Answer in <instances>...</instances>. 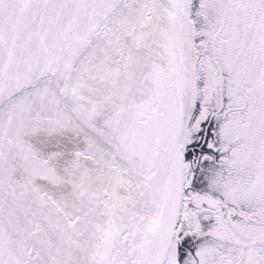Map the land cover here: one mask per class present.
<instances>
[{
	"label": "snow or ice",
	"instance_id": "obj_1",
	"mask_svg": "<svg viewBox=\"0 0 264 264\" xmlns=\"http://www.w3.org/2000/svg\"><path fill=\"white\" fill-rule=\"evenodd\" d=\"M20 143L0 264H264V0H0Z\"/></svg>",
	"mask_w": 264,
	"mask_h": 264
},
{
	"label": "water",
	"instance_id": "obj_2",
	"mask_svg": "<svg viewBox=\"0 0 264 264\" xmlns=\"http://www.w3.org/2000/svg\"><path fill=\"white\" fill-rule=\"evenodd\" d=\"M33 143L36 144L37 142L33 140ZM14 155L15 159L12 162V166L5 169L4 178L0 181V196H2L5 208L12 210L13 218H16L17 215L26 213L29 210L26 207L16 209V191L22 186V178L25 175L35 176L39 174L40 165L38 161L31 158L32 150L24 143L15 146ZM3 220L5 223L8 222L7 211L3 215ZM4 236L5 248L7 249V245L11 243L12 239L8 235L7 229H5Z\"/></svg>",
	"mask_w": 264,
	"mask_h": 264
}]
</instances>
